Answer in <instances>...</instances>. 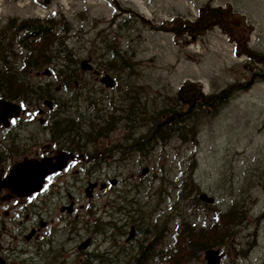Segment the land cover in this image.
I'll return each instance as SVG.
<instances>
[{"label": "rangeland", "instance_id": "374dc122", "mask_svg": "<svg viewBox=\"0 0 264 264\" xmlns=\"http://www.w3.org/2000/svg\"><path fill=\"white\" fill-rule=\"evenodd\" d=\"M140 1L145 5L142 8L143 10L145 8L144 12L149 16L143 12ZM44 4L45 0H0V25L11 18L19 20L29 17L45 18L54 14L60 15L62 12L72 23V31H75L68 35L70 39L67 40V45L76 54L74 58L77 61L76 66L80 67L86 60L92 68L104 72L102 77L105 72L111 75L112 79L113 76L117 77V81L113 79L116 85L107 87L97 82L92 74H85V71L81 70L79 79L81 81L84 79L82 84H96L97 88H102L103 85L104 90H109L107 93L122 98L126 105L132 104L133 98H136L135 106L140 102L147 104L149 101L147 106L152 111L154 103L170 99L186 85L196 86L206 95L225 89L238 78L242 81L249 79L251 81L250 77L255 69L264 72L262 64L253 62L246 55H238L236 42L239 40L247 42L252 50L264 55V0H52L48 7H44ZM206 5H212L227 14L231 13L228 16L230 22L224 24L225 28L214 25L201 35L196 32L190 34L183 31L179 34L176 31H168V28L173 26L183 28L187 22L193 25L198 23L201 18L200 12ZM118 16L121 18L116 23L113 22ZM124 20L130 21L129 26L119 30V23ZM231 21L234 28H241L240 31H236V35H231V31L234 30L230 27ZM112 23L114 24L110 27ZM228 26L229 28H226ZM99 32L101 33L98 34ZM112 48L120 49V53L132 63L135 86L141 89L138 97L137 92L131 93L127 85L123 86L124 80L131 75L128 69L121 73L118 67L106 68L102 57L106 55L107 59V52ZM16 53L21 56L19 51ZM52 68L54 67L50 65L39 71L34 70L32 81L35 84L60 83L55 74L50 75ZM84 70L87 71L88 68ZM77 90L80 89L75 88V91ZM128 107L124 106V110L126 111ZM125 116L126 113H123L122 118ZM126 120L116 126L115 131H108L103 135L108 145L118 142L121 148L128 136L138 134V130L130 129ZM201 124L202 130L197 147L183 145L178 140H173L167 146L157 147L150 161L139 164L135 170L120 172L124 178L130 180L142 175L144 166L149 167V172L143 176L144 180H132L133 182L126 187L120 185L116 187L118 192L109 195L111 199H116L119 191H123V195L120 194L122 200L117 204L113 203L106 207L110 198L101 199L99 189L94 199L88 203L91 206L90 215L87 213L89 210L87 207L83 209L82 212H86L78 219L80 227L92 229L93 234L101 227L100 221L104 223L105 219L92 207L98 204L100 210H110L105 213L111 211L120 215L122 213L124 223H127L122 228L125 235H128L132 226L138 231L141 229L140 225H134L132 222L135 220V211L138 210L134 205L148 204V199L143 194L150 193V189L151 193L157 191L160 178L179 185L182 179L189 177L188 170L193 161L195 162L193 179L200 185L202 194L215 199V203L223 211H226L234 200L242 198V188L247 187L248 183L253 184L243 193L246 197L245 207L251 209L250 224L241 228L233 245L237 244L239 249L240 243L242 246L240 249L245 250L246 243L253 242L256 243V247L247 259H238L234 256L232 246L230 257L223 259L222 264L264 262V222L260 224L256 222L264 213V81H256L251 88L238 94L212 123ZM106 172L116 174L113 170ZM170 186L167 183L162 187L165 190V201L161 198L154 199L155 196L149 200V212L157 214L158 217L162 214H173L175 193L171 194L173 197L166 196L171 191ZM231 188L233 195L230 192ZM130 206L132 210L129 209ZM123 208L133 213V219L128 215V218L125 217L126 214L121 212ZM143 211L146 212L147 209ZM143 211L138 210V213L141 214ZM188 214L192 221L198 219L192 212L188 211ZM104 217L108 219L105 215ZM212 219V215L202 216V221L208 224ZM174 227L171 226L173 231ZM141 235H136L132 239L136 245L140 241H146ZM99 240L103 241L101 237ZM170 241L171 232L167 235L166 244ZM147 244L150 245V241ZM136 245L134 248H127L130 245L126 244L124 247L136 254ZM219 250L223 253L222 249ZM151 264L157 263L153 261Z\"/></svg>", "mask_w": 264, "mask_h": 264}, {"label": "flooded vegetation", "instance_id": "af4514ba", "mask_svg": "<svg viewBox=\"0 0 264 264\" xmlns=\"http://www.w3.org/2000/svg\"><path fill=\"white\" fill-rule=\"evenodd\" d=\"M75 55L72 52V57ZM11 70H20L19 78H26L18 66L7 69L5 79L10 81ZM81 70L92 74L97 82L104 73L92 67L87 71L82 66L68 68L73 72L74 81L79 80ZM58 71L66 70L54 67L50 75ZM33 72L30 71L31 78ZM113 79L117 81L116 76ZM73 83L37 82L53 91L52 100L45 99L42 104L27 102L20 95L13 94L14 97L9 89L7 97H0L19 107L7 110L4 118L0 116V184L12 170L27 161H47L56 169L46 177L36 194L21 196L9 187L0 188V264H122L124 251L133 253L127 248L136 245L135 240L132 243L137 235L136 227L132 226L125 235L122 228L127 223L122 213H105L110 210L102 211L94 204V211L105 219V225L100 221L102 228H97L94 234L92 229L80 227L78 219L86 212H82L86 207L90 215L88 203L99 189L101 199L110 198L106 204L110 207L122 200V190L116 199L109 196L118 192L116 187L145 179L142 174L128 180L120 172L135 170L139 164L150 161L154 151L151 138L143 142L144 148L132 143L137 135H130L132 141L128 136L121 148L118 142L108 145L103 135L115 131L125 119L122 118L125 111L122 98L107 93L109 90H104L103 85L97 88L96 84L75 82L76 89H80L75 91ZM145 169L149 167L144 166ZM109 170L116 174L106 172ZM134 230L135 235L131 237ZM99 237L103 241L100 242ZM126 244L131 246L126 248ZM138 248L139 244L137 252Z\"/></svg>", "mask_w": 264, "mask_h": 264}, {"label": "trees", "instance_id": "16d2710c", "mask_svg": "<svg viewBox=\"0 0 264 264\" xmlns=\"http://www.w3.org/2000/svg\"><path fill=\"white\" fill-rule=\"evenodd\" d=\"M200 13L201 18L198 23L193 25L187 22L183 28L173 26L168 28V31H176L179 34L183 31L190 34L196 32L201 35L214 25H221L225 28L224 24L230 22L227 13L212 5H206ZM119 18L121 17L114 18L113 22L116 23ZM129 23V20L122 21L119 23L118 29L124 30L126 26H129ZM71 26L72 23L62 12L60 15L54 14L46 18L29 17L23 20L11 18L8 23L2 24L0 26V97H7V89H9L10 94L20 95L21 99H25L27 102L35 103L39 101L41 103L45 99L52 100L53 91L50 88L35 84L30 77L31 70L39 71L50 65L60 68L65 67L66 71H63V73L59 71L55 73L61 83L74 82L73 72L68 71L69 67L77 65V61L72 57V48L67 45V40L70 39L68 35L75 32L72 31ZM230 27L234 29L231 31V35H236V31L241 30L239 27H233V21H231ZM226 28H229V26ZM227 33L230 34V31ZM66 34L67 36H65ZM236 42L238 43V55H246L253 62L260 63L264 67V55H259V53L252 50L247 42L242 40ZM17 51L21 53V56L16 53ZM107 56V59L106 55L102 57L106 68L116 69L118 67L121 73L128 69L131 75L124 82L129 87L128 91L131 93L137 92L138 97L141 89L135 86L134 74L131 70L134 68L132 63L120 53L118 48L108 50ZM18 66H21L26 78H19L20 70H11L10 81L5 79L6 69H14ZM250 78H252L251 81L250 79L242 81L238 78L235 83L228 84L225 89L206 95L201 92L200 88L186 85L184 89L174 93L170 99L161 103H154L152 111L147 106L149 101H147V104L140 102L138 106H135L136 98H133L132 104L128 105L123 100L124 106H130L124 111L127 115L125 119H127L130 129L138 130L137 138L133 139L129 136L128 139L131 141L133 139V144L142 147L143 142L151 138L152 150L159 146H167L173 140H178L183 145L197 147L199 134L202 130L201 123H212L215 118L219 117L222 109L238 94L251 88L256 81H264V72L255 69ZM140 151L143 152V149L140 148ZM192 164L195 165V162L192 161ZM193 165L189 167V177L182 179L179 185L163 181L160 178L157 191L151 193L150 189V193L143 194L148 199V204L134 205L139 211L147 209L146 212L143 211L141 214L138 213V210L135 211V222L133 221L134 225H140L139 234H142L141 236H144L146 241L139 242L136 254L124 251V263L122 264H151L153 261L157 264H208L204 259L207 250L222 249L225 259L230 257L229 253L232 246L235 251L234 256L238 259H247L250 256L256 247V243H246V249L243 250L240 249L242 247L240 243L238 249L237 244L233 245V241L241 228H245L250 224L251 209L245 207L246 197L243 193L247 192L253 184L248 183L247 187L242 188V198L238 201L234 200L227 210L223 211L216 203L208 204L200 199L203 192L200 185L193 179L195 172ZM156 181L154 182L156 183ZM167 183L172 188L166 196L173 197L171 194L175 193L176 203L173 204L172 215L162 214L161 217H158L157 214L149 212V200L155 196L154 199L161 198L165 201V190L162 187ZM230 192L231 195L234 194L232 188ZM131 208L132 206L129 209L132 210ZM125 211V214L131 218L133 213L127 209ZM188 211L192 212L198 219L192 221ZM203 214L207 217L213 216L209 224L202 221ZM256 222L259 224L264 222V213L261 214L260 220H256ZM172 225L175 226L174 231L171 229ZM170 232L172 241L166 244L167 235ZM255 237L257 238V233ZM149 241L150 245L147 244ZM261 264H264V262Z\"/></svg>", "mask_w": 264, "mask_h": 264}, {"label": "water", "instance_id": "95a60500", "mask_svg": "<svg viewBox=\"0 0 264 264\" xmlns=\"http://www.w3.org/2000/svg\"><path fill=\"white\" fill-rule=\"evenodd\" d=\"M50 1L51 0H45V5H48ZM228 14L230 15L231 13L229 12ZM81 65L85 69L91 68V66L89 65V61L86 60ZM101 81L107 87H113L115 84L114 80L110 76H105ZM0 106V116H3V118L6 117V112L10 108L19 109V107L2 100H0ZM34 165L40 166L41 170L39 173L34 172ZM55 171L56 169L47 161H27L23 164L18 165L14 170H12L11 175L7 179H5L3 183L0 184V188L9 187L21 196H29L34 193V191H38L40 188H42L45 182V178ZM147 172L148 170L145 169L143 171V175L147 174ZM200 199L208 204H213L215 202V200L209 198L207 194H202ZM134 235L135 231H132L131 237H133ZM222 259L223 255L220 254V251L217 249H209L205 253V260L208 264H221Z\"/></svg>", "mask_w": 264, "mask_h": 264}, {"label": "bare ground", "instance_id": "6f19581e", "mask_svg": "<svg viewBox=\"0 0 264 264\" xmlns=\"http://www.w3.org/2000/svg\"><path fill=\"white\" fill-rule=\"evenodd\" d=\"M140 3V5H141V8H142V6H144L145 7V5H142L141 4V1L139 2ZM50 4V3H49ZM48 4V5H49ZM48 5H45L44 4V7H48ZM148 9V8H147ZM142 10H143V8H142ZM144 10H145V8H144ZM144 10H143V12H144ZM150 12V11H149ZM144 13H146V12H144ZM148 16H149V14L148 13H146ZM52 16V15H51ZM46 18V17H45ZM9 22V20L7 21V22H5V23H8ZM21 22V21H20ZM5 23H3V24H5ZM2 25V24H1ZM0 25V26H1ZM24 56H25V54H24ZM82 66V65H81ZM7 69H9V68H7ZM6 69V70H7ZM105 76H110L111 77V75H109V74H104V76L103 77H101V79L99 80L101 83H102V79L105 77ZM9 80V79H8ZM75 82H84V79H83V81H81L80 79L77 81H74V83H73V85H72V88L74 89V88H76V85H75ZM236 82V81H235ZM235 82H232V83H235ZM66 83V82H65ZM232 83H230V84H232ZM104 84V83H103ZM61 85H62V83H61ZM69 85V84H68ZM64 86H66L65 84H64ZM71 86V85H70ZM66 88H68V87H66ZM64 89V88H63ZM67 90H69V89H67ZM79 91V90H78ZM78 93H80V92H78ZM75 96V95H74ZM78 96V95H77ZM72 98V97H71ZM7 99V98H6ZM5 99V100H6ZM73 99V98H72ZM75 99V98H74ZM10 101H12L11 99H10ZM85 101H87V100H85ZM38 103H39V101H38ZM43 103V102H42ZM42 103H40V104H42ZM86 103H88V102H86ZM92 103H94V101L92 102ZM92 103H90V104H92ZM69 104V103H68ZM83 105H86V104H83ZM95 105L97 106V104L95 103ZM41 106V105H40ZM95 106V107H96ZM216 119V118H215ZM214 120V119H213ZM124 158V157H123ZM33 170H34V172H36V173H39L40 172V166H38V165H34L33 166ZM115 182H118L117 180H114ZM43 187V186H42ZM41 189V188H40ZM40 189L38 190V191H34V193H32L31 195H33V194H36V193H38L39 191H40ZM210 198V197H209ZM213 199V198H212ZM215 200V199H214ZM126 210V209H125ZM126 218H128V216L126 215L125 216ZM131 217L133 218V216L131 215ZM165 220V219H164ZM130 221V220H129ZM133 221H135V220H133ZM132 221V222H133ZM131 222V221H130ZM103 225H105V223L103 224ZM131 225H132V223H131ZM100 228H102V227H100ZM135 231V230H134ZM140 232L139 231H137V235H139L140 236V234H139ZM124 235V234H123ZM128 239V238H127ZM132 242H134V241H132ZM127 243V242H126ZM136 244V243H135ZM134 245V244H133ZM130 246H131V244H130ZM101 256V255H100ZM102 257H104V256H102ZM123 259V258H122ZM93 262V261H92ZM124 263V262H123Z\"/></svg>", "mask_w": 264, "mask_h": 264}]
</instances>
